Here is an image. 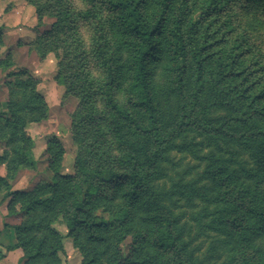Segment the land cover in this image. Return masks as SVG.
I'll return each instance as SVG.
<instances>
[{
	"label": "trees",
	"instance_id": "1",
	"mask_svg": "<svg viewBox=\"0 0 264 264\" xmlns=\"http://www.w3.org/2000/svg\"><path fill=\"white\" fill-rule=\"evenodd\" d=\"M104 81L96 112L112 153H81L51 182L9 193L19 264H59L61 219L81 264H264V55L231 0H87ZM264 12V0H244ZM255 19V17H253ZM238 21V22H237ZM0 70L11 68L1 57ZM0 165H32L25 128L47 107L26 71L10 73ZM90 153L92 151H89ZM8 189L0 177V192ZM129 238L127 253L124 241Z\"/></svg>",
	"mask_w": 264,
	"mask_h": 264
},
{
	"label": "rangeland",
	"instance_id": "2",
	"mask_svg": "<svg viewBox=\"0 0 264 264\" xmlns=\"http://www.w3.org/2000/svg\"><path fill=\"white\" fill-rule=\"evenodd\" d=\"M246 5L244 0H231L229 11L242 22L253 21L247 32L264 55V12L245 8ZM92 10L87 0H0L1 57L9 56L12 63L8 70H0V114L6 111L9 98L7 75L21 70L35 80L47 107L43 120L25 128L33 141L32 165L11 176L0 165V177L8 185L0 192V205L6 208L9 193L28 192L39 183L52 181L54 174L45 152L49 141L57 140L62 146L61 175L75 174L81 153L92 166L97 164L98 155L112 153L108 141L103 139L102 143L98 138L96 112L101 109L99 93L104 75L95 50L99 39ZM3 149L0 146V154ZM8 215L17 219L16 225L21 222L20 215ZM51 228L63 237L59 264H81L82 256L68 237L65 223L59 219ZM129 243L127 238L122 246L125 254Z\"/></svg>",
	"mask_w": 264,
	"mask_h": 264
},
{
	"label": "crops",
	"instance_id": "3",
	"mask_svg": "<svg viewBox=\"0 0 264 264\" xmlns=\"http://www.w3.org/2000/svg\"><path fill=\"white\" fill-rule=\"evenodd\" d=\"M16 218L9 216L6 205H0V264H18L22 258L20 249L7 252L5 248L11 246L13 241V227L17 224Z\"/></svg>",
	"mask_w": 264,
	"mask_h": 264
}]
</instances>
